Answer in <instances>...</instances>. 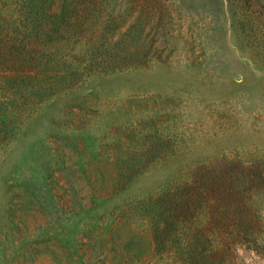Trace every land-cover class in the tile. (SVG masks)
I'll list each match as a JSON object with an SVG mask.
<instances>
[{"label":"rangeland","instance_id":"1","mask_svg":"<svg viewBox=\"0 0 264 264\" xmlns=\"http://www.w3.org/2000/svg\"><path fill=\"white\" fill-rule=\"evenodd\" d=\"M41 1L0 10V264H179L164 200L235 170L209 245L264 264V0Z\"/></svg>","mask_w":264,"mask_h":264},{"label":"trees","instance_id":"2","mask_svg":"<svg viewBox=\"0 0 264 264\" xmlns=\"http://www.w3.org/2000/svg\"><path fill=\"white\" fill-rule=\"evenodd\" d=\"M10 1L13 0H0V10H7L10 6ZM19 4L20 12L23 13L24 21V33L28 36L26 40H32V33L38 27L39 19L41 17V11L45 8L46 1L39 0H16ZM62 9L67 8V3L64 2ZM67 10H64V12ZM42 30V35L46 37H52L53 27L50 26L48 21L42 22L39 26ZM54 30L56 28L54 27ZM43 36L37 37V40H43ZM3 56H0V68L2 70L3 66ZM14 82H8L11 87ZM1 86V83H0ZM6 82H4V89ZM3 104V103H2ZM213 172V171H212ZM212 172L200 173V180L196 179L193 185H188L185 194L181 197L178 202L177 199L172 197H167L164 200L165 218L169 223V228L176 226L178 223L182 224L184 228V240L180 238V245H184L188 242L190 237L195 236L197 239L196 246L189 249L185 255L180 257L179 264H216L217 258L221 255L218 249L210 247L211 244V234L214 226L217 224L218 219H220V214L222 216H234V218L241 217L242 221L244 218H248L245 203L237 195V189L235 185L237 184V171L233 173H228L226 181H219L212 177ZM213 181L210 187L206 186L207 181ZM200 182V184H199ZM200 186H203V190H198ZM198 211L202 212L201 217H196L195 214ZM250 215V214H249ZM172 233V232H170ZM171 235V234H170ZM173 235V234H172ZM171 235V236H172ZM174 237V235H173ZM166 242L174 241L171 237L164 239ZM225 248L227 250L231 247V242L229 240H224ZM207 245V247H205ZM203 247V249L201 248ZM179 254L178 258H179Z\"/></svg>","mask_w":264,"mask_h":264}]
</instances>
